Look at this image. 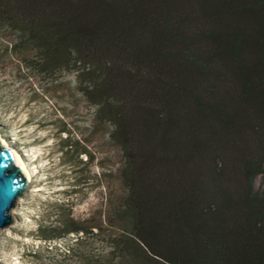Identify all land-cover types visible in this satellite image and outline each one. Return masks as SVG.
Returning a JSON list of instances; mask_svg holds the SVG:
<instances>
[{
    "label": "trees",
    "instance_id": "trees-1",
    "mask_svg": "<svg viewBox=\"0 0 264 264\" xmlns=\"http://www.w3.org/2000/svg\"><path fill=\"white\" fill-rule=\"evenodd\" d=\"M0 27L111 125L115 264H264V0H0Z\"/></svg>",
    "mask_w": 264,
    "mask_h": 264
},
{
    "label": "rangeland",
    "instance_id": "rangeland-1",
    "mask_svg": "<svg viewBox=\"0 0 264 264\" xmlns=\"http://www.w3.org/2000/svg\"><path fill=\"white\" fill-rule=\"evenodd\" d=\"M16 40L0 27V139L30 176L0 231V264H115L123 152L76 75L40 72L35 52ZM69 223L88 233L66 234Z\"/></svg>",
    "mask_w": 264,
    "mask_h": 264
},
{
    "label": "water",
    "instance_id": "water-1",
    "mask_svg": "<svg viewBox=\"0 0 264 264\" xmlns=\"http://www.w3.org/2000/svg\"><path fill=\"white\" fill-rule=\"evenodd\" d=\"M28 183L13 150L4 147L0 139V231L13 223L12 210Z\"/></svg>",
    "mask_w": 264,
    "mask_h": 264
},
{
    "label": "bare ground",
    "instance_id": "bare-ground-1",
    "mask_svg": "<svg viewBox=\"0 0 264 264\" xmlns=\"http://www.w3.org/2000/svg\"><path fill=\"white\" fill-rule=\"evenodd\" d=\"M1 142H2V145L4 147L7 145V144L5 145L3 140H1ZM13 152L15 154V159H16L17 165L21 168L25 178L28 179L30 175H29V171H27L26 164L24 163L23 159L19 156V154L17 152H15L14 150H13Z\"/></svg>",
    "mask_w": 264,
    "mask_h": 264
}]
</instances>
